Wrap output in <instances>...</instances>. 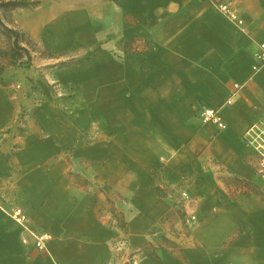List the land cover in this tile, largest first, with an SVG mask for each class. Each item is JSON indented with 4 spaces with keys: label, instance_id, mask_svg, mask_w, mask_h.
<instances>
[{
    "label": "crops",
    "instance_id": "obj_1",
    "mask_svg": "<svg viewBox=\"0 0 264 264\" xmlns=\"http://www.w3.org/2000/svg\"><path fill=\"white\" fill-rule=\"evenodd\" d=\"M221 2L232 3L244 29L217 10ZM20 11L31 39H56L65 29L79 56L97 53L55 80L48 74L59 96L69 87L77 98L71 117L41 82L36 103L15 83L0 82V200L9 207L17 194L30 230L58 237L54 255L29 257L22 238L32 235L0 211V264H114L121 232L97 216L106 197L71 186L65 169L64 148H81L90 126L104 136L120 130V158L106 141L111 163H160L159 178L104 175L127 182L130 197L120 209L133 246L148 243L149 227L172 211L175 220L186 196L169 245L152 250L159 261L141 253L139 264H264V179L251 143L264 135V66L254 70L264 0H41ZM132 30L143 36L134 47L125 39ZM204 107L219 110L226 128L204 124ZM72 189L81 197L65 208Z\"/></svg>",
    "mask_w": 264,
    "mask_h": 264
},
{
    "label": "rangeland",
    "instance_id": "obj_2",
    "mask_svg": "<svg viewBox=\"0 0 264 264\" xmlns=\"http://www.w3.org/2000/svg\"><path fill=\"white\" fill-rule=\"evenodd\" d=\"M33 9L34 8L25 10ZM37 18H41V15L34 16L33 21ZM13 21L18 28L28 34L24 29V15L22 11L13 14ZM61 32L62 33H60L56 39H48V37L42 35H40L39 39H32L38 48V52L33 54L34 58L32 65L7 69L1 75L2 80L0 82L5 81L7 85L15 83L18 88H20L19 90L26 93L27 96H31L33 98V103H36L41 99L40 93H43V90L40 88V84L36 83L41 82L42 84H45L48 90H50L54 95V102L61 113H63L66 117H71V115H73V111L75 110L74 106L76 105L77 98L72 97V95L69 94V87L63 90L67 92L66 96H59L60 89L58 90L56 88L57 84L54 81L58 77L57 71L67 68L73 64H80L85 61H89L93 57L92 55L97 52L94 50L90 52V55H86V57H84V55L79 56L80 53L76 45H72L68 35L65 34L67 30L63 29ZM125 39L129 40L130 44L134 43V47L138 45V39L143 40V36L141 32L132 30L128 33V36ZM146 68L147 67L144 69ZM50 70L54 73V80L48 75ZM71 120L74 121L73 119ZM90 127L92 131L84 136L85 141L83 142L84 145H82L81 148L77 149V147L73 146L64 148L67 152L65 169L66 174H68V181L73 187H77L79 184L84 185L85 187L92 186L94 187L93 191L96 193L98 192L97 194H100L101 198H104L103 196L106 197L107 201H102V211L97 214V216L98 218L100 217L99 219L103 223H106L108 226L121 232V235L113 241L115 251L114 264H131L133 260H137L139 262L140 257H142L139 252H142L145 255L153 253L152 250L154 249L167 247L169 245L167 243L169 234L173 231L174 221L178 217H182L184 214L183 210H185V207H183V205L184 200L186 199H184V194L181 193L179 201L176 202V205H178L179 208L176 209V218L173 216L175 220L168 215L162 217L149 227L147 232L148 243L143 246H139L140 249L139 247L133 246L130 242L125 213L120 209L121 203L127 202V199L130 197V191H126V189L124 190V188L128 187L127 182L124 180L121 182L120 178L116 180H106L104 175L110 177L116 172L119 174L120 172L125 171L129 182H132L133 178L136 176H146L149 174L159 178L160 163H153L150 165L144 163L143 160H137V162H134L133 159L129 160V163H126L124 167L120 161L111 163L109 161V157H107L108 153H106L105 149L106 147L108 149L112 144V151L116 152V154H118L117 157L120 158L122 146L124 144L120 136V130L116 129L112 131V134L104 136V134L98 130V126ZM25 129L26 128L24 127H20L18 134L23 135L26 131ZM106 141L111 144L108 145ZM79 151L83 154L82 156L79 155ZM70 191L71 192L65 200V208L68 207L69 203H74L81 197H78V195L81 194L80 191L73 189ZM158 195L162 198L168 197L166 191L163 189H158ZM10 204L11 206L18 207L19 205L24 207L23 202L20 201L17 194L14 196L13 200L10 201ZM192 215L193 216L191 217L196 218L195 214ZM191 217L189 218L191 219ZM32 224H34L33 221ZM187 224L188 221L184 220V225ZM35 229L41 230L42 228L36 226ZM32 238L33 239H31V237L22 238V242L27 248L29 257L34 256L37 253H42L43 256H50V254L54 255L53 246L56 244L55 240L58 238L55 233L53 238H51V240H53L51 244L46 245L47 249H41L38 247L35 238L33 236Z\"/></svg>",
    "mask_w": 264,
    "mask_h": 264
},
{
    "label": "trees",
    "instance_id": "obj_3",
    "mask_svg": "<svg viewBox=\"0 0 264 264\" xmlns=\"http://www.w3.org/2000/svg\"><path fill=\"white\" fill-rule=\"evenodd\" d=\"M40 4L41 0H0V81L7 69L32 65L37 45L15 25L13 14L18 9H32ZM172 215L173 211L168 216ZM145 255L159 261L154 252Z\"/></svg>",
    "mask_w": 264,
    "mask_h": 264
},
{
    "label": "built area",
    "instance_id": "obj_4",
    "mask_svg": "<svg viewBox=\"0 0 264 264\" xmlns=\"http://www.w3.org/2000/svg\"><path fill=\"white\" fill-rule=\"evenodd\" d=\"M217 10L223 14L229 21L234 23L241 29L245 28V23L243 19L240 17L239 13L233 7L232 3L221 2L217 5ZM257 56V65L254 66V70L258 71L261 67L264 66V41L259 43L258 51L256 53ZM241 85L235 84L234 90L238 92L241 89ZM232 101L227 100V104L230 105ZM200 118L204 124H213L219 130H223L226 128V125L222 119V116L219 110L211 107H204ZM252 137V144L254 145L256 151L260 155V162L258 167V174L264 179V135H254ZM185 196V194H184ZM186 197V196H185ZM0 211H3L12 221H14L17 225L24 228V230L28 231L37 242L38 247L41 249L46 248V244L51 240V235L48 233L37 234L30 230L29 220L26 213L20 207L9 206L6 205L0 200ZM195 218H193L194 220ZM131 264H139L137 260H133Z\"/></svg>",
    "mask_w": 264,
    "mask_h": 264
}]
</instances>
